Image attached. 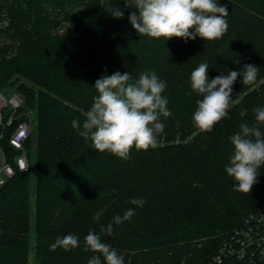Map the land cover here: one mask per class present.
Masks as SVG:
<instances>
[{"label":"trees","instance_id":"1","mask_svg":"<svg viewBox=\"0 0 264 264\" xmlns=\"http://www.w3.org/2000/svg\"><path fill=\"white\" fill-rule=\"evenodd\" d=\"M229 15L227 32L205 41L140 36L129 23L124 0H0V92L16 93L22 106L0 124V151L14 175L0 186V264H88L84 237L135 208L131 221L113 224L102 240L124 256V264H207L215 249L264 194V165L250 193L233 191L225 171L241 123H255L264 107V0H218ZM123 17L110 14V6ZM194 32L195 29L189 30ZM207 63L209 80L247 64L259 68L253 84L233 85V105L211 132L193 124L196 100L190 76ZM155 71L167 82L162 93L171 116L158 147L130 150L123 160L92 148L82 130L98 93L95 82L119 71L133 79ZM13 120L6 125L10 116ZM24 143L29 168L15 166L9 138L28 120ZM264 131V126H262ZM142 198V207L129 203ZM75 234L70 251L49 246ZM102 262H103V258Z\"/></svg>","mask_w":264,"mask_h":264},{"label":"clouds","instance_id":"2","mask_svg":"<svg viewBox=\"0 0 264 264\" xmlns=\"http://www.w3.org/2000/svg\"><path fill=\"white\" fill-rule=\"evenodd\" d=\"M125 7L133 9L128 17L129 23L140 36L150 38H183L185 42L196 39L205 41L221 38L228 30L225 17L229 15L227 7L218 0H124ZM110 14L121 19L123 10L110 6ZM194 28V32L189 30ZM209 65L201 63L190 76L192 91L201 96L196 100L193 124L199 130L211 132L214 125L227 117L233 105V85L238 76L242 84H253L259 68L253 64L243 67V72L229 71L226 76L219 75L209 80ZM94 88L98 95L93 97L90 110L84 115L82 124L72 121V127L85 140H91L92 148L100 153L106 150L123 160L130 159L133 146L137 150L147 151L158 147V136L165 128L160 117L167 118L172 113L167 109L168 99L162 93L167 82L161 80L155 71H143L133 79L128 73L119 71L112 75H102L96 80ZM255 123L240 124V130L229 137L234 146L233 154L225 171L237 182L233 191L250 193L258 182V169L264 165V107L254 110ZM135 207H142V198L129 201ZM135 215V208L127 209L122 216L113 217L112 223L100 229V233L89 231L84 237V251L94 253L88 264H124V256L112 245L102 240V234L113 235V224L122 225L130 222ZM80 246L75 234L58 237L49 246L50 251L62 248L70 251ZM103 258V262L102 259Z\"/></svg>","mask_w":264,"mask_h":264},{"label":"built area","instance_id":"3","mask_svg":"<svg viewBox=\"0 0 264 264\" xmlns=\"http://www.w3.org/2000/svg\"><path fill=\"white\" fill-rule=\"evenodd\" d=\"M22 98L13 93L8 99L0 92V124L4 110L10 106L12 114L22 106ZM13 120L11 115L6 125ZM31 132L30 121L24 120L17 124L9 138L10 146L18 153L15 166L20 172L29 168L24 150V143ZM0 186L14 175L13 167L5 162L0 151ZM207 264H264V194L256 207L242 221L241 225L222 242Z\"/></svg>","mask_w":264,"mask_h":264},{"label":"rangeland","instance_id":"4","mask_svg":"<svg viewBox=\"0 0 264 264\" xmlns=\"http://www.w3.org/2000/svg\"><path fill=\"white\" fill-rule=\"evenodd\" d=\"M0 42H1V40H0ZM1 93H3L4 95H5V98L6 99H8L13 93H11L10 92V94H8V95H6V93H5V91H2ZM23 103V102H22ZM11 112V108H10V106L9 107H7L6 109H5V114L7 115V114H9ZM0 166H1V162H0ZM222 244V243H221ZM221 244H219V246L221 245ZM219 246H217V248L219 247ZM217 248L215 249V250H217ZM215 253V252H214ZM213 256V255H212Z\"/></svg>","mask_w":264,"mask_h":264}]
</instances>
